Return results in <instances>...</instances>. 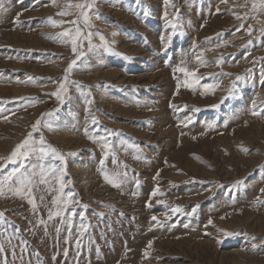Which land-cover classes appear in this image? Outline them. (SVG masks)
Masks as SVG:
<instances>
[{
  "label": "rangeland",
  "instance_id": "rangeland-1",
  "mask_svg": "<svg viewBox=\"0 0 264 264\" xmlns=\"http://www.w3.org/2000/svg\"><path fill=\"white\" fill-rule=\"evenodd\" d=\"M67 2L0 0V184L12 176L19 187V179L37 173L38 212L26 193L15 196L5 187L0 196V243L9 264L11 247L19 254L22 242L29 249L25 262L61 264L52 259L60 218L47 220L59 172L39 184L44 157L8 160L37 120L33 137L43 135L66 161L50 153L44 168H66L63 179L71 183L64 192L80 201L73 205L72 242L64 243L66 226L60 233L63 264L65 247L73 262L81 212L89 227L79 264H264V11L252 12L251 0H172L173 31L163 0H95L92 27L78 24L106 44L94 35L90 48L84 39L77 58L58 39L77 26L70 23L76 13L57 15ZM50 18L65 23L52 27ZM74 59L58 100L52 93ZM181 66L200 78L195 90L184 86L195 77L174 72ZM208 84L216 87L205 91ZM103 138L111 149L101 166ZM105 172L119 188L104 180ZM173 207L183 211L173 214Z\"/></svg>",
  "mask_w": 264,
  "mask_h": 264
},
{
  "label": "snow or ice",
  "instance_id": "snow-or-ice-1",
  "mask_svg": "<svg viewBox=\"0 0 264 264\" xmlns=\"http://www.w3.org/2000/svg\"><path fill=\"white\" fill-rule=\"evenodd\" d=\"M137 3H140V0H136ZM222 2H226V0H222ZM51 3L53 6H59L57 4V0H51ZM95 0H82V2L78 3H71L69 2L65 3L62 6V10L57 12L58 16L64 17L72 15L73 13H76L77 19L70 21L72 24H77V26L73 29H68L65 31H62L58 34V39L61 43H68L71 45V50L73 54L78 58L80 55L79 48L83 42L84 39H87L89 42V47L91 48L93 45L91 43V38L94 35H99L98 33H93L91 31H88L86 34L84 31H82L81 27L78 24V21L81 22L85 28L90 29L92 25L89 22V16H88V10L91 9L94 6ZM163 4L165 7L164 11V18L169 21V27L172 28L173 31L176 30V24L172 22V20L175 19V17H172L171 19L168 16L167 9L172 7L175 8L176 6L172 3V0H163ZM251 10L252 12L257 11H264V0H251ZM219 12V9H217ZM147 14V13H145ZM237 19H240L239 16L236 17ZM49 23L52 27H57L59 25H62L65 23V21H56L49 19ZM112 35H116V33H112ZM99 39L102 43L106 44L105 37L103 35H99ZM204 62L201 61V64ZM76 65V60H72L66 71V75L63 79V82L59 85V90L52 93V95L56 96L58 100H61L62 96L61 94L66 90V83L68 82V74H70L73 71L74 66ZM174 72H181L184 74L185 77H195L194 80L189 81L188 79L184 80V86L187 88H190L192 90H195V85L199 82V77L195 76L194 71L188 70L186 67H177L174 69ZM2 75V74H0ZM31 79V78H30ZM237 79H240V77H237ZM261 83H264V76H262ZM180 83L177 84V91L180 88ZM205 91H210L216 87L214 84H208L204 85ZM89 104L92 103L91 100L88 101ZM170 107H173L170 105ZM253 115H258L256 111H253ZM92 123L96 124L97 120L95 117L92 118ZM188 123H191V120L188 121ZM42 124L41 120H37L35 124L32 125V132H29L28 136L19 144L16 145V147L12 150L10 153L8 160L14 161L18 157H24L27 158L29 154H38V158L42 159L43 157L49 155L50 153L54 155L61 164H65V156L61 153H58L56 149L51 148L50 146L46 145V141L41 135L39 137V140L37 141L33 137V132H37ZM45 127H48L51 130V125H44ZM209 127H212V125H209ZM104 142L101 145L103 156L100 160L101 166L104 165L105 160L108 159L111 144L107 140V138H103ZM139 159V157H136ZM115 162V158H114ZM40 171H39V184H47L49 183L48 176L50 174H55L57 171L59 172V175L55 177L56 182L59 184V189L57 190V194L54 196L52 200V204L55 207V210H49L47 220L51 221L54 218H60V226L56 228V234L57 237H59L62 229L65 228L67 230V236L65 237L64 243L66 245H69L73 240V222L72 217L77 215L75 212V208L73 205L80 204L79 200L73 199V194L71 192L65 194L64 189L67 184H70L71 181H65L63 177L66 175V168L61 167L59 170L56 168H49L45 169L43 165H40ZM37 173L35 170L32 172L30 177H24L22 179H19V187H16L10 181L12 180V176L8 177L4 184H0V196L4 195V189L7 188V191L12 193L15 196H21L23 197L25 193L27 194L28 202L32 206L33 212H38V205L36 203L35 197L32 195L33 186H34V180L33 177H35ZM13 176H15V173H13ZM157 176H159V172H157ZM104 180L110 184L113 187H120V182L115 176H109L106 172L104 173ZM138 184V182H137ZM264 191V190H262ZM159 193V189H154L151 193V197H155ZM41 201H43V197H41ZM148 207H151L150 201L147 203ZM86 209V205L83 206ZM183 209L180 207H173L171 208V212L173 214L182 212ZM193 213L195 212V207L193 208ZM67 214V215H66ZM4 213L0 212V218H3ZM80 221L79 227L77 229L76 233V239H75V254L73 256V262L72 264H79V257L81 255V248H82V238L84 237L85 232L88 230L89 225L85 223V214L84 212L79 213ZM152 221L156 222L157 226L163 227L160 223V221L157 219L156 216H152ZM209 223H211V220H209ZM37 225H44L45 231H47V221H45L42 218L37 219L36 221ZM184 227H188L187 224L184 225ZM17 231H19L17 229ZM227 235V233H226ZM94 243V241H93ZM8 244L11 245V238H8ZM152 248V242H149L147 245V249L144 252V257L147 258L150 255V250ZM91 250V249H89ZM28 246L27 242H22V245L19 247V254L17 253V248L15 246L11 247V264H17V261H19V264H31V260H28L25 262V256L28 255ZM9 252L6 249L5 245L3 243H0V264H9L8 259ZM63 257L65 258V264H68L69 261V248L65 247L62 252ZM96 255L99 258L100 256V248L99 246L96 247ZM36 257L39 260V253H36ZM53 261L56 260V255H53L52 257Z\"/></svg>",
  "mask_w": 264,
  "mask_h": 264
},
{
  "label": "bare ground",
  "instance_id": "bare-ground-1",
  "mask_svg": "<svg viewBox=\"0 0 264 264\" xmlns=\"http://www.w3.org/2000/svg\"><path fill=\"white\" fill-rule=\"evenodd\" d=\"M31 45H32V44H31ZM17 47H18V46H17ZM113 78H114V77H113ZM153 81H154V80H153ZM153 81H152V82H153ZM16 97H17V96H16ZM107 105H108V104H107ZM38 114H39V113H38ZM36 120H37V119H36ZM233 143H234V142H233ZM75 145H76V144H75ZM69 147H70V146H69ZM78 147H79V146H78ZM78 147H77V148H78ZM251 168H252V167H251Z\"/></svg>",
  "mask_w": 264,
  "mask_h": 264
}]
</instances>
